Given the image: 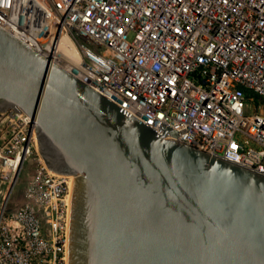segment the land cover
Returning <instances> with one entry per match:
<instances>
[{
    "label": "built area",
    "instance_id": "built-area-1",
    "mask_svg": "<svg viewBox=\"0 0 264 264\" xmlns=\"http://www.w3.org/2000/svg\"><path fill=\"white\" fill-rule=\"evenodd\" d=\"M0 27L158 133L264 174V0H0ZM35 129L0 113V264H67L74 177L48 169Z\"/></svg>",
    "mask_w": 264,
    "mask_h": 264
},
{
    "label": "water",
    "instance_id": "water-1",
    "mask_svg": "<svg viewBox=\"0 0 264 264\" xmlns=\"http://www.w3.org/2000/svg\"><path fill=\"white\" fill-rule=\"evenodd\" d=\"M9 110L74 177L67 264H264V174L158 133L0 27Z\"/></svg>",
    "mask_w": 264,
    "mask_h": 264
},
{
    "label": "rangeland",
    "instance_id": "rangeland-1",
    "mask_svg": "<svg viewBox=\"0 0 264 264\" xmlns=\"http://www.w3.org/2000/svg\"><path fill=\"white\" fill-rule=\"evenodd\" d=\"M249 97L255 98V102L253 104L256 107L258 105H262V107L264 108V98H259L253 94H251ZM250 112L251 111H249V113ZM35 165H36V157L35 156L31 157L29 160L26 161V163L22 169V172L19 176V181L17 183V186L15 187V191L11 197V204H10L11 209H14L16 207V205L23 203L24 192H25V189L28 185L29 176L31 175L32 170H33Z\"/></svg>",
    "mask_w": 264,
    "mask_h": 264
}]
</instances>
